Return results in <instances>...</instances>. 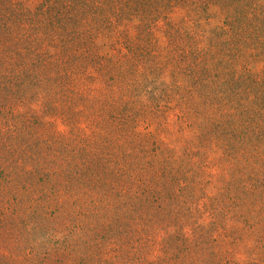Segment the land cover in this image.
<instances>
[{"label": "rangeland", "instance_id": "rangeland-1", "mask_svg": "<svg viewBox=\"0 0 264 264\" xmlns=\"http://www.w3.org/2000/svg\"><path fill=\"white\" fill-rule=\"evenodd\" d=\"M227 2L0 0V264H264V0Z\"/></svg>", "mask_w": 264, "mask_h": 264}, {"label": "trees", "instance_id": "trees-1", "mask_svg": "<svg viewBox=\"0 0 264 264\" xmlns=\"http://www.w3.org/2000/svg\"><path fill=\"white\" fill-rule=\"evenodd\" d=\"M231 1H232L233 4L237 5L240 9H242L244 0H231ZM96 3L97 2H95L94 4H96ZM240 3L242 4V7L239 6ZM178 4H182V6H184L185 0H178ZM223 5H224V7H228L229 3L227 2V0H224V4ZM237 6H234V7H231V8H227L226 10L232 11V10H229V9L234 8V10L236 11V10H238V7ZM85 12L86 13H89V16L90 17L88 15H86V17L90 19V24H93L94 20H96V18H95L96 16L94 15V12H92V10H89V12H87V11H85ZM224 13H225V15H229V13L226 12V11H224ZM257 15L258 16H261L262 13H258ZM14 38L17 39V40H19L21 37L19 39H18V37H14ZM225 44H228V43L227 42H223V45H225ZM78 45H80V46H78ZM78 45H74V47H73L72 50L77 51V50H80V49L83 50L85 48V45L84 44H78ZM191 51L197 53V51H195V50H191ZM7 64H9L12 67H17V65L15 63H7ZM176 71L178 72V70H176ZM179 75H182V74H179ZM261 131H262V134H263L264 133V130H261Z\"/></svg>", "mask_w": 264, "mask_h": 264}]
</instances>
